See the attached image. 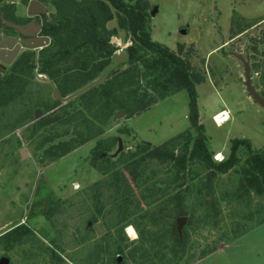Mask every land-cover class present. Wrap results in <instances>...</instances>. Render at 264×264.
<instances>
[{
	"label": "rangeland",
	"instance_id": "1",
	"mask_svg": "<svg viewBox=\"0 0 264 264\" xmlns=\"http://www.w3.org/2000/svg\"><path fill=\"white\" fill-rule=\"evenodd\" d=\"M48 1L43 21L56 12ZM126 1L133 4L136 0ZM146 1L145 26L151 40L175 52L181 45L191 65L204 77L195 86L197 110L212 159L221 161L228 156L232 138L249 139L253 148L264 152V107L250 95L244 73L247 63L252 90L264 100V0ZM27 2L0 0V11L16 21L26 15ZM110 9L111 19H116ZM113 28L116 32L110 43L117 47L114 54L125 53L129 36L125 32L119 36V28ZM7 33L14 32L0 26V38ZM129 68L126 59L114 64L100 82L64 102L52 97L53 87L60 88L59 95L65 97L92 80L70 73L58 84L35 68L20 94L0 89V95L4 94L0 99V236L18 225L28 230L10 250L0 244V258H7V264H54L46 246L49 243L62 259L60 264H92L96 246L103 248L96 264L112 263L119 239L113 225L115 214L107 212L108 208L98 215L95 211L90 188L102 176L89 164L90 150L97 141L110 139V153L115 156L120 139L119 152L141 142L160 146L171 141L177 152L184 142L179 134L189 127L184 90L135 112V98L145 93L141 87L133 92L135 83H120L129 75ZM39 75L46 77L44 83ZM148 93L155 97L150 90ZM146 99L144 96L143 103ZM221 109L227 110L229 119L217 124L214 114ZM244 157L215 177L212 198L203 188L198 192L200 185L195 184L181 194V207L187 212L178 216L184 218L180 228L183 244L173 245L168 232L173 222L177 228L178 217L150 218L156 207L176 203L175 199H162L144 208L149 214L146 225L163 232L162 243L145 244V251L137 250L133 258L118 255V264H193L218 249L226 259L219 256L205 264H227L225 260L264 264V187L244 189ZM164 166L148 165L161 177L165 176ZM193 169L199 177L204 173L199 165ZM46 208L50 209L48 215L43 213ZM125 229L126 243L131 241L128 250L136 243L137 233L133 228L136 236L130 238Z\"/></svg>",
	"mask_w": 264,
	"mask_h": 264
},
{
	"label": "trees",
	"instance_id": "2",
	"mask_svg": "<svg viewBox=\"0 0 264 264\" xmlns=\"http://www.w3.org/2000/svg\"><path fill=\"white\" fill-rule=\"evenodd\" d=\"M40 1L45 3V0ZM48 3L56 9L51 19L44 20L41 28L42 34L50 37L49 44L36 54L21 53L4 73H0V89L6 87L10 94L14 91L20 94L21 88L33 77L35 68L37 72L46 75L52 82L57 81L58 84L68 79L70 73L83 76L87 81L100 75L113 62L112 56L117 49L110 43V36L116 31L105 26V22L113 17L110 9L112 8L115 11L116 27L128 34L130 40L125 48L126 62L130 67L129 75L123 76L120 83L122 86L135 83L133 92L137 87H141L147 98V103H143L144 96L135 98L134 111L140 112L156 99L180 90L187 94L189 127L179 134L184 141L179 151H175L176 144L172 141L160 146L141 142L131 150H122L112 156L110 139L97 141L90 150L87 157L89 164L102 176L90 188L95 211L98 215L108 208L107 212L115 214L113 225L119 236L113 247L112 263L109 264H118V255L133 258L137 250H144L145 244L154 247L162 243L159 237L163 236V232L154 231L146 225L145 220L149 215L144 211L146 206L162 199H175L176 203L172 207H156L150 218L174 219L186 214V210L181 207L184 198L181 194L195 184L200 185L198 192L203 188L204 194L212 198L215 177L236 166L241 161V156L245 155L241 182L244 189L253 186L256 189L264 187V152L262 149L253 148L249 139L232 138L228 156L221 161L212 159L197 110L195 86L203 82L204 77L191 65L189 55L182 52L181 45L179 52H175L151 40L145 26L148 1L136 0L131 4L126 0H50ZM0 15L15 22L5 11H0ZM0 26L10 29L1 18ZM57 89L62 95L60 88ZM149 90L155 97L148 93ZM190 131L194 134L191 135ZM151 162L165 165L164 177L156 170H149L148 165ZM197 165L204 170L200 177L199 172L193 169ZM49 211L50 209L46 208L43 213L48 215ZM213 211L214 215L218 213L215 208ZM128 225L135 229L138 244L135 243L126 250L131 241L126 243L123 229ZM168 232L173 245L183 244L184 237L177 233L174 222L169 225ZM26 234L28 230L18 225L0 236V244L4 250H10L15 243L21 242ZM46 246L54 264H60L62 259L56 248L51 243ZM102 250L101 246H96L94 254L90 257L92 264L98 262Z\"/></svg>",
	"mask_w": 264,
	"mask_h": 264
},
{
	"label": "water",
	"instance_id": "3",
	"mask_svg": "<svg viewBox=\"0 0 264 264\" xmlns=\"http://www.w3.org/2000/svg\"><path fill=\"white\" fill-rule=\"evenodd\" d=\"M26 13L28 15H42L47 13V8L46 6L41 3L38 0H28L27 5H26ZM0 18L2 22L10 28L15 29L18 33L21 35L25 36L23 38H20L19 42H17L14 38L8 37V36H3L1 41H0V73H4V70L6 69V66L9 65L13 59L16 57L18 54L19 50L21 49L22 46L28 49H35L38 50L39 48L47 45L49 43V38L47 36H34L33 34L35 32L39 31V25H36V30L35 32L31 29L29 25H19L13 22H10L2 17L0 15ZM117 22L116 19H111L107 22L106 27L108 29H111L113 27H116ZM183 32V31H182ZM124 31L123 30H118V35L121 36L123 35ZM113 62L94 80L90 81L87 83L85 86L82 88L76 90L75 92L71 93L70 95H67L65 97H61L55 87L52 89V97L55 99H59L62 102L76 96L77 94L81 93L82 91L90 88L91 86L95 85L96 83L100 82L107 72L110 70V68L113 67L114 64L119 63L123 60L126 59L125 53H117L112 56ZM245 80H246V86L247 89L250 93V95L262 106L264 107V100L261 99L253 90L250 85L249 81V74H248V65L245 63ZM41 80H45L44 77L42 76H37ZM121 149V141L118 139V148L115 151V155L119 152ZM21 154L23 155V151L21 150ZM184 221L183 217H178L176 219V224H177V233L180 235V228L181 225ZM119 259V257H118ZM0 264H7V258L1 257L0 258Z\"/></svg>",
	"mask_w": 264,
	"mask_h": 264
},
{
	"label": "flooded vegetation",
	"instance_id": "4",
	"mask_svg": "<svg viewBox=\"0 0 264 264\" xmlns=\"http://www.w3.org/2000/svg\"><path fill=\"white\" fill-rule=\"evenodd\" d=\"M40 1V0H38ZM41 2V1H40ZM43 3V2H41ZM44 4V3H43ZM47 8V7H46ZM45 14H42V15H28L26 13L25 16H19L18 20H16L15 22L13 23H16V24H19V25H29L31 27V29L35 32L36 30V25H39V31L38 32H35L33 35L34 36H46L44 34H42L41 32V28H42V24H43V20H42V17H44ZM10 28V27H9ZM12 29V31L14 32L13 34L12 33H7V34H3L0 38V41L2 39L3 36H8V37H12L14 38L17 42H19L20 38H23L25 36L21 35L20 33H18L15 29L13 28H10ZM49 38V42H50V37L47 36ZM49 44V43H48ZM47 44V45H48ZM45 45V46H47ZM44 47V46H43ZM41 47V48H43ZM41 48H39L38 50H40ZM37 50L35 49H28V48H25L24 46L21 47V49L19 50L18 54L16 55V57L13 59V61L6 66V69L4 70V72L10 67V65L14 62V60L23 52H36ZM38 52V51H37ZM36 73V72H35ZM45 80H42V82H45L46 81V77H44ZM41 80V79H39ZM50 82V81H49Z\"/></svg>",
	"mask_w": 264,
	"mask_h": 264
},
{
	"label": "bare ground",
	"instance_id": "5",
	"mask_svg": "<svg viewBox=\"0 0 264 264\" xmlns=\"http://www.w3.org/2000/svg\"><path fill=\"white\" fill-rule=\"evenodd\" d=\"M213 119L217 124H223L229 119L227 110H224V109L219 110L218 112L214 114ZM125 231L130 238H134L136 236V233L131 225L126 226Z\"/></svg>",
	"mask_w": 264,
	"mask_h": 264
},
{
	"label": "crops",
	"instance_id": "6",
	"mask_svg": "<svg viewBox=\"0 0 264 264\" xmlns=\"http://www.w3.org/2000/svg\"><path fill=\"white\" fill-rule=\"evenodd\" d=\"M221 257V258H225L226 259V254L223 252V250H215L211 253H209L208 255L204 256L203 258H201L200 260H198L196 263H193V264H205L206 261H210L212 258H218V257ZM226 262H228L227 264H230V262L228 260H225ZM216 262V261H215ZM215 262H213L214 264H216Z\"/></svg>",
	"mask_w": 264,
	"mask_h": 264
},
{
	"label": "snow or ice",
	"instance_id": "7",
	"mask_svg": "<svg viewBox=\"0 0 264 264\" xmlns=\"http://www.w3.org/2000/svg\"><path fill=\"white\" fill-rule=\"evenodd\" d=\"M131 231V230H130Z\"/></svg>",
	"mask_w": 264,
	"mask_h": 264
}]
</instances>
